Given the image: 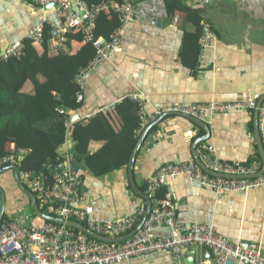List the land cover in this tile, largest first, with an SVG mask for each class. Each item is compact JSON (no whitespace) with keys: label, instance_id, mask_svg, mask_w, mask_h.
<instances>
[{"label":"crops","instance_id":"1","mask_svg":"<svg viewBox=\"0 0 264 264\" xmlns=\"http://www.w3.org/2000/svg\"><path fill=\"white\" fill-rule=\"evenodd\" d=\"M181 2L201 8L202 18L209 20L217 35V41L206 50L204 59L200 62L198 55L195 63L192 60L189 32L195 31V25L183 11L169 12L167 0H135V22L125 27L111 57L86 77L82 105L68 111L69 124L88 123L99 113L111 130H117L120 121L113 119L110 109L124 98L134 100L135 96L142 104L144 115L154 116L149 123L163 113L174 112L164 110L176 105L243 101L248 95L256 101L263 98L264 104V0H211L207 5L201 0ZM54 15L51 4L40 6L31 0H0V51L9 43L23 41L31 27L44 17L53 19ZM193 43L190 39V48ZM82 44L72 40L61 49L74 54ZM50 47L57 52L51 39ZM26 87L31 90L30 85ZM255 109L212 113L202 118L209 126V133L181 113L168 115L143 139L133 167L135 183L147 194L146 179L161 166L194 161L191 145L201 136L206 139L197 144L196 154L199 145L209 144L219 161L243 164L255 161L262 166L255 137ZM157 111L162 113L157 115ZM45 137L42 133V140ZM102 144V140H92L89 152ZM7 145L9 153L17 149L12 143ZM63 145L60 150L70 154L69 145L67 148ZM45 146H49L48 142ZM22 160L17 163L19 169ZM69 166L80 180L81 204L92 205L95 219L112 220L136 209H143L142 215L145 212L147 202L130 187L126 166L100 176L94 175L83 161L73 162V157ZM15 184L10 169L0 173V187L6 191L5 218L0 226L22 214L28 217L26 223H38L29 198ZM24 185L31 191L28 184ZM156 197L172 202L181 229L194 223L203 224L232 242L258 243L264 256V184L247 191L217 192L190 180L187 175H177L157 189ZM154 233L171 236L165 226L156 228ZM211 257L207 248L192 244L114 264H180L182 259L189 260V264H213Z\"/></svg>","mask_w":264,"mask_h":264},{"label":"built area","instance_id":"2","mask_svg":"<svg viewBox=\"0 0 264 264\" xmlns=\"http://www.w3.org/2000/svg\"><path fill=\"white\" fill-rule=\"evenodd\" d=\"M36 5L51 4L54 18H42L31 27L27 38L35 43L42 40L44 26L50 28V39L54 51L64 46L66 32L73 30L80 33L82 42H90L95 53L88 64L82 67L75 76V82L83 88L86 77L104 60L111 57L118 48L119 38L125 27L135 22L136 12L133 0L119 2H101L88 4L86 0H31ZM211 0H201L207 5ZM106 11L117 15L119 25L109 38L94 34L95 17ZM217 41V35L207 18L201 20L199 38V61L204 59L206 50ZM23 41L9 43L0 51V61L10 56L22 54ZM83 99L78 94V101ZM143 128L154 116L146 117L142 112ZM256 100L250 95L243 101L227 103H202L189 106H170L164 111H174L197 118H205L212 113L255 109ZM65 113L63 109L60 110ZM157 111L156 114H161ZM69 124V122H68ZM257 127L264 148V104L258 108ZM67 134V139L70 137ZM74 142L65 141L64 148H72ZM69 148V149H70ZM68 149V150H69ZM67 150V151H68ZM26 149H13L11 153L0 157V168L17 164L27 154ZM60 150L55 160L45 162L39 169L18 170L20 180L28 184L32 193L45 214L62 220H71L82 224L87 229L108 238L121 237L130 232L142 215L143 209H136L131 214L112 220L100 221L93 216L92 205H82L79 192L80 180L69 163L72 157ZM197 154L203 164L218 175H211L202 170L194 161L168 163L161 166L146 179V192L151 200V209L142 226L124 240H100L84 232L77 231L65 224L51 221L26 223L28 217L9 219L0 226V264H114L132 257L158 252L161 250L181 249L196 244L206 247L212 256L213 264H264V256L258 243L239 240L232 242L212 228L194 223L181 229L172 202L156 197L157 189L167 179L177 175H187L190 180L217 192L247 191L264 184V172L255 177L249 175L260 169L258 162L243 164L240 162L219 161L214 157V149L209 144L197 147ZM165 226L171 232L170 237L158 236L156 228Z\"/></svg>","mask_w":264,"mask_h":264},{"label":"trees","instance_id":"3","mask_svg":"<svg viewBox=\"0 0 264 264\" xmlns=\"http://www.w3.org/2000/svg\"><path fill=\"white\" fill-rule=\"evenodd\" d=\"M86 1L99 4L111 0ZM167 9L171 13L179 9L193 21L195 31L189 32V51L195 63L200 50L201 8L188 7L181 0H167ZM118 25L115 13L102 11L95 17L94 34L109 38ZM190 39L191 42L194 40L192 48ZM72 40L82 42L81 34L68 30L64 45L69 46ZM23 44L22 54L0 61V157L9 154L7 144L12 143L17 149H28L21 169H39L45 162L58 157L60 147L70 132L74 142L70 149L73 162L83 161L96 176L125 167L143 129L140 105L135 99L124 98L110 109L113 119L120 121L117 130H111L99 113L94 114L88 123L76 121L68 124V111L80 108L83 102L78 101L83 88L75 82V76L93 57V45L83 43L74 54L63 49L53 52L47 25L42 31L41 42L26 38ZM42 133L46 134L45 140L41 138ZM97 139L103 144L90 153L89 143ZM42 211L48 212L45 208ZM37 220L38 223L43 221L38 217Z\"/></svg>","mask_w":264,"mask_h":264},{"label":"water","instance_id":"4","mask_svg":"<svg viewBox=\"0 0 264 264\" xmlns=\"http://www.w3.org/2000/svg\"><path fill=\"white\" fill-rule=\"evenodd\" d=\"M132 3L135 6V1H132ZM262 100H263V98H261L259 101H257V103H256L257 108L254 111L255 137H256V142H257V145H258V150H259V153H260V156H261V160H262V166H261V169L259 171H257L254 174L249 175V177L258 176V175H260V174H262L264 172V148H263V145H262V142H261V137H260V134H259V131H258V127H257L258 108L262 104ZM172 114H179V113H176V112H166V113H163V114L157 116L154 120H152L150 123H148L142 129V131L140 132V134H139V136L137 138V141H136V143H135V145H134V147H133V149L131 151V154L129 156V159H128V162H127V165H126L128 182H129V185L132 188V190L135 193H137L138 195H140L141 197H143L146 200L147 204H146L145 212L143 213L142 217L137 222V224L135 225V227L130 232H128L127 234H125V235H123L121 237L108 238V237H105V236H101V235H99V234H97V233H95V232L87 229L86 227H84L82 224H80L78 222L71 221V220H62L60 218L53 217V216H49V215L45 214L40 209V207L38 206V203H37V201L35 199L34 194L20 180L19 175H18V170H19V165L18 164H10V165L1 167L0 168V173L1 172H5V171H7L9 169L13 172V177H14V180H15L16 185L29 198L30 206H31L34 214L39 219H41L43 221H51V222H54V223H57V224H65V225H67V226H69V227H71V228H73V229H75L77 231L84 232V233H86V234H88V235H90V236H92V237H94L96 239H100V240H105V241H110V240H124V239L130 237L131 235H133L142 226V224L144 223V221L147 218V216H148V214L150 212V209H151V200H150V198L148 197V195L144 191H142L141 189H139V187L135 183L134 176H133V167H134V163H135L136 157L138 155L139 149H140L141 144L143 142V139L146 137L147 133L157 123H159L161 120H163L164 118H166L168 115H172ZM179 115H181L183 117H186L187 119L191 120L192 122H194L198 126L202 127L206 131V133H209V126H208V124L204 120L199 119V118H196V117L191 116V115H187V114H179ZM69 139L72 140L71 134H70ZM205 139H206V136H201V137L195 139L192 142L191 152H192V155H193V160L205 172H207V173H209L211 175H218V173H215L212 170H210L209 168H207L201 162V160L199 159V157L197 156V154L195 152V149H196L197 144L199 142L205 140ZM4 206H5V193H4L3 189L0 187V223H1L2 218H3V215H4ZM207 253L209 254V250L208 249H207ZM179 262H180V264H189V260H183L182 259ZM212 263H213V260H212Z\"/></svg>","mask_w":264,"mask_h":264},{"label":"rangeland","instance_id":"5","mask_svg":"<svg viewBox=\"0 0 264 264\" xmlns=\"http://www.w3.org/2000/svg\"><path fill=\"white\" fill-rule=\"evenodd\" d=\"M15 186L21 191V189L15 184ZM28 186V185H27ZM14 189H16V188H14ZM5 190V189H4ZM17 190V189H16ZM22 192V191H21ZM5 193H6V191H5ZM23 193V192H22ZM24 194V193H23ZM18 195H19V193H18ZM26 196V195H25ZM5 197H6V195H5ZM38 222V221H37Z\"/></svg>","mask_w":264,"mask_h":264}]
</instances>
